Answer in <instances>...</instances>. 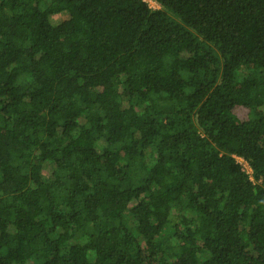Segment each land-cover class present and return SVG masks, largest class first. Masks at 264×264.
<instances>
[{
    "label": "trees",
    "instance_id": "1",
    "mask_svg": "<svg viewBox=\"0 0 264 264\" xmlns=\"http://www.w3.org/2000/svg\"><path fill=\"white\" fill-rule=\"evenodd\" d=\"M41 1L0 0V264H264V0Z\"/></svg>",
    "mask_w": 264,
    "mask_h": 264
},
{
    "label": "rangeland",
    "instance_id": "2",
    "mask_svg": "<svg viewBox=\"0 0 264 264\" xmlns=\"http://www.w3.org/2000/svg\"><path fill=\"white\" fill-rule=\"evenodd\" d=\"M146 1L148 2V4L151 7H157V5L153 1H151V0H146ZM47 2H48V0H42L41 1V5L45 6L47 4ZM66 17H67V14L64 13V12H61L59 14L53 15L51 17V19H52L53 23H58V22L62 21L63 19H65ZM243 166L246 169V171L250 172V169L248 168V166L245 163H243ZM42 171H43L44 177L48 178L50 173H51V164L50 163H45L44 166H43Z\"/></svg>",
    "mask_w": 264,
    "mask_h": 264
}]
</instances>
